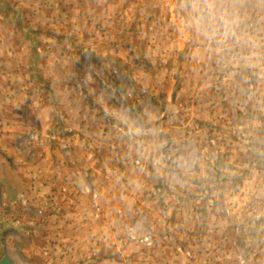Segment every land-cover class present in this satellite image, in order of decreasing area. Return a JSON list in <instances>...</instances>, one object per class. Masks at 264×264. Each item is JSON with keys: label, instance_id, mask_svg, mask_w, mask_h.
<instances>
[{"label": "rangeland", "instance_id": "obj_1", "mask_svg": "<svg viewBox=\"0 0 264 264\" xmlns=\"http://www.w3.org/2000/svg\"><path fill=\"white\" fill-rule=\"evenodd\" d=\"M189 1L52 0L33 10L40 68L27 96L46 105L0 154L26 177L13 198L0 195L2 255L83 264L87 251L55 247L56 233L73 228L76 241L100 243L88 258L118 264H264V91L236 61L239 83L219 90L218 113L197 120L175 103L162 73L174 27L158 4Z\"/></svg>", "mask_w": 264, "mask_h": 264}, {"label": "crops", "instance_id": "obj_2", "mask_svg": "<svg viewBox=\"0 0 264 264\" xmlns=\"http://www.w3.org/2000/svg\"><path fill=\"white\" fill-rule=\"evenodd\" d=\"M51 4L52 0H0L1 155L7 152V140L27 129L25 118L31 117V114L41 118L45 110L46 104L41 99L27 96V78L34 77L40 68L37 67L40 64L37 57L40 55L32 49L31 44L33 37L30 26L36 17L33 10H46ZM158 7L162 14V25L174 27L171 34L163 35L167 45L162 58L169 59L170 64L162 68V73L167 75V83L177 90L176 104L184 103L188 113L197 120H201L202 116L211 117L212 112L218 113V108L222 110L223 100L218 97L219 90L232 88L239 83V74H236L234 65L236 61L241 62V73L251 74L257 79L261 93L264 91V0H190L185 4L174 2L169 6L161 2ZM43 18L50 21L49 26L59 22L44 16L41 20ZM45 40L51 41L50 38ZM241 77L242 74L240 80ZM202 106L210 108L202 110ZM247 120L250 118H246L243 125L250 130ZM22 170L19 165L12 169L8 163L0 160V195L4 197L6 193L13 198L23 188L25 173ZM76 231L66 228L62 231L64 234L56 233L60 241L58 245L61 246L55 247L74 251L79 249L87 251L89 255L101 249L100 243L97 244L95 240L89 239L84 244L76 241ZM8 255L13 261L12 256ZM89 255L84 258L83 264L119 263L113 258H88ZM56 262H60L58 258Z\"/></svg>", "mask_w": 264, "mask_h": 264}, {"label": "water", "instance_id": "obj_3", "mask_svg": "<svg viewBox=\"0 0 264 264\" xmlns=\"http://www.w3.org/2000/svg\"><path fill=\"white\" fill-rule=\"evenodd\" d=\"M0 264H14V263L7 254H4L0 257Z\"/></svg>", "mask_w": 264, "mask_h": 264}]
</instances>
